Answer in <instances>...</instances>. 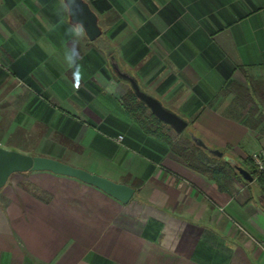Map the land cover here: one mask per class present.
<instances>
[{
  "label": "crops",
  "instance_id": "obj_1",
  "mask_svg": "<svg viewBox=\"0 0 264 264\" xmlns=\"http://www.w3.org/2000/svg\"><path fill=\"white\" fill-rule=\"evenodd\" d=\"M84 1L93 6L101 34L93 40L86 34L80 40V86H73L71 70L63 64V49L70 43L65 28L71 17L65 15L61 21L56 16L59 0H36L41 8H51L48 16L33 14L25 6L21 13L26 19L14 20L6 34L8 45L0 51L5 57L1 68L9 72L4 102L13 106L11 110L18 106L19 116L30 123L36 120L68 134L84 152L92 151L90 157L71 158L72 165L128 183L136 191L123 203L91 184L48 171L37 172L63 178H9L0 187V264H264V193L256 176L253 181L234 176L227 189H220L208 174L186 164L126 115L119 88L118 94L106 91L115 81L107 54L97 53V38L104 32L100 16L114 2ZM240 1L246 11L228 26L232 45L215 46L217 72L206 82L208 57L201 54L202 44L187 42L183 31L172 32L173 20L166 10L157 15L149 9V16H141L149 32L143 44L154 47L156 61L134 74L141 86L190 120L193 131L210 147L248 169L242 161L264 148V105H258L263 116L255 112L251 123L246 122L230 113L234 94L222 89L231 79L247 86V72L253 77L264 74V0ZM30 19L37 21L25 24ZM58 24L62 27L56 30ZM143 39L131 40L127 49L120 42L115 46L124 65L133 68L129 53H135ZM198 53L202 56L195 61L192 55ZM161 58L171 69L157 80ZM67 97L71 113L51 107L59 118L53 123L45 119L44 103ZM120 134L123 140L118 142L115 137ZM11 148L31 154L29 148Z\"/></svg>",
  "mask_w": 264,
  "mask_h": 264
},
{
  "label": "rangeland",
  "instance_id": "obj_2",
  "mask_svg": "<svg viewBox=\"0 0 264 264\" xmlns=\"http://www.w3.org/2000/svg\"><path fill=\"white\" fill-rule=\"evenodd\" d=\"M33 0H21L12 4L10 0H0V51L4 53L5 45H8L7 42V31L10 30L12 25H14V20L16 18H20V21L26 16L21 13L24 10V7L27 6L30 10L33 11V14L39 15L41 17L48 16V12L51 8L42 7L37 4V2ZM114 2L112 9H108L105 12V16H100V22L104 29L102 36L97 38V48L99 47L101 50L97 51L99 55L107 54V64L109 66L110 55L109 53L112 50L115 52V55L120 67L127 69L131 73L134 74L136 69H145L151 67L155 64V49L153 46L147 44L146 46L143 44L145 42V38L148 36L149 32L144 27L143 24L140 23L141 16H149L152 12L150 10L156 11L157 15H163L166 13L171 16L173 20L172 32L183 31L185 33L187 42H200L204 48V51L201 53L204 54V58L208 57L207 65L204 68L203 74V82L207 81V76L215 75L217 72V64H218V56L215 52V46L218 43L230 44L232 45V37H231V29L228 27L232 21L239 19L246 11V6H244L240 0H112ZM93 8V6H91ZM150 9V10H149ZM33 18V17H31ZM33 19L25 20V24L34 23L31 22ZM22 23V22H21ZM108 25H112V27H108ZM61 25H57V29H61ZM112 28V29H111ZM114 30L113 32H111ZM118 31L117 35L111 39V34ZM111 32V33H110ZM143 37L142 42H139L138 46L135 47V53L132 54V64L133 68H129L124 65L118 56L115 46H119L120 43L125 44V48L129 45L132 40V43L135 42V38ZM185 39V40H186ZM7 42V43H6ZM46 43V40H44ZM120 42V43H119ZM40 43V42H39ZM43 43V42H42ZM44 47V44H42ZM127 49V48H126ZM125 49V50H126ZM98 50V49H95ZM200 53L193 54L195 61L199 60L202 56ZM3 58L5 60L4 55L0 57V68H4ZM192 58V57H191ZM159 65L161 66V71L157 74L156 79H162L166 73L171 69V64L168 60L161 58ZM2 70L0 74V144L6 148L11 147H19V148H29L31 149V154H35L36 151H48L50 152V157L57 158L64 162L71 164V158L77 157H90L92 151L89 149L86 152L83 151L82 146L71 139L68 134H63L61 131H58L53 128H49L47 125L38 123L36 120L34 123H30L28 119H25L19 116L21 111L11 110L13 106H8L7 103L4 102L6 96V90H9V87H6L5 78H7L6 82L9 80V72L5 69ZM246 72V71H245ZM213 75V76H214ZM248 79H253L254 86L258 89V92L254 93L252 101L245 102L249 106L243 109L244 112L250 113L249 107L252 105L256 112L255 114L262 115L260 109L257 107V101H259L260 96H264V93L261 91V87L259 88L260 80L264 83V74L257 75L253 77L250 73L245 74ZM71 76V74H70ZM137 78V76L135 75ZM114 78V77H113ZM138 79V78H137ZM258 79V80H255ZM116 82H118L119 90L124 94L126 89L130 87V85L126 82L118 81L114 78ZM139 81V80H138ZM16 83V81H15ZM140 83V82H139ZM141 85V84H140ZM145 91L152 94L151 90H148L145 86H141ZM263 88V87H262ZM232 93L234 94L233 98L236 96V91L231 87L229 91H224V93ZM160 99V98H158ZM161 100V99H160ZM162 101V100H161ZM249 102V103H248ZM167 108L173 109V105H166ZM234 104V103H233ZM244 104V103H243ZM261 104V103H260ZM259 104V105H260ZM261 105H264L262 102ZM239 106V105H238ZM51 107H63L66 112L71 113V97H67L66 99H59L55 101L54 98H49L48 102L43 105V116L45 119L51 120L50 123H53L55 120L57 121L59 118L58 111H53ZM251 107V108H252ZM240 108V106H239ZM259 109V110H258ZM86 110V109H85ZM40 111L42 108L40 107ZM68 112V113H69ZM179 115L182 114L178 111ZM33 113V112H32ZM36 112H34L35 114ZM38 113V112H37ZM42 113V112H40ZM25 114V113H24ZM25 116V115H24ZM21 117V118H20ZM185 118V117H184ZM32 120V118H31ZM30 120V121H31ZM188 120V119H187ZM29 124V125H27ZM52 126V125H51ZM169 133L175 138H183L181 134L177 133L173 129H168ZM183 134H195L196 133L192 129V122L189 120L188 126L185 129ZM101 136L106 139L107 135L104 132L101 133ZM22 151V150H20ZM204 156L207 157V160L211 164L220 163V161L213 159L210 157L212 153L209 151H203ZM223 159H225L223 157ZM245 160L253 163L251 157H246L242 162L246 163ZM229 161L232 162L231 159ZM238 162V161H235ZM233 163V162H232ZM254 164V163H253ZM235 177L243 180V177H239L238 175H234ZM233 176V177H234ZM10 178L12 180H18L19 178H63L57 177L53 175H48L46 173L37 172V171H27L13 174ZM257 184L258 181H256ZM253 189L254 186H252ZM256 191V190H255ZM254 191V192H255ZM262 191V190H261Z\"/></svg>",
  "mask_w": 264,
  "mask_h": 264
},
{
  "label": "water",
  "instance_id": "obj_3",
  "mask_svg": "<svg viewBox=\"0 0 264 264\" xmlns=\"http://www.w3.org/2000/svg\"><path fill=\"white\" fill-rule=\"evenodd\" d=\"M71 19L83 21L86 34L90 39L93 40L101 34L97 16L84 0L81 2L77 14L71 16ZM110 64L114 72L130 84L136 96L146 104L160 121L179 134L187 128L188 120L177 112L167 108L156 96L145 91L135 75L120 67L113 54L110 55ZM192 139L210 153L219 157L223 156L222 150L210 147L201 137L192 134ZM235 166L245 180L253 181L254 177L248 169L239 164H235ZM27 171H48L57 175L79 179L103 190L123 203H128L136 191V188L128 183L115 181L104 175L69 164L57 158L41 154H30L17 149L6 148L0 144V187H3L14 173Z\"/></svg>",
  "mask_w": 264,
  "mask_h": 264
},
{
  "label": "trees",
  "instance_id": "obj_4",
  "mask_svg": "<svg viewBox=\"0 0 264 264\" xmlns=\"http://www.w3.org/2000/svg\"><path fill=\"white\" fill-rule=\"evenodd\" d=\"M114 54L115 52L112 50L109 54ZM109 66L111 69V72L118 81L126 82V80L121 79L112 69L111 64L109 62ZM242 68L241 65H237ZM123 70L128 71L127 69L123 68ZM130 72V71H129ZM133 74V73H132ZM129 84V83H128ZM130 85V84H129ZM233 88L237 93L233 100V105L231 109H229L230 113L234 115L235 117L239 119H243L246 122L251 123V117L254 115V107L250 105L249 112L246 116L243 112V109L246 107L247 101H252L254 93L258 92V89L254 86L253 79H248V85L244 86L234 80H228L222 89L224 91H229L230 88ZM120 102L125 110L126 115L135 121L141 130L146 133L149 136H152L161 142L165 143L171 152H173L175 155L179 156L186 164L189 166L208 174L211 178L215 180L217 185L220 189H227L228 181L232 179L234 175H238L241 177L242 175L239 173L238 169L235 166V163H232L231 161L227 159H223L222 157L216 156L214 154H211L210 157H212L215 160L220 161V163L217 164H211L209 160H207V157L204 156L203 151H208L205 148L198 145L194 140L192 139V134H183L184 131L181 134L183 138H175L170 133L169 130L166 129H172L168 125L164 124L162 121H160L146 106V104L141 101L131 88V86L126 89L124 94L120 98ZM264 102V96H260L259 101L256 103L259 105ZM244 103V104H243ZM249 103V102H248ZM240 106V110H237V107ZM257 105V107H258ZM249 104L247 105V107ZM252 107V108H251ZM245 116V118H244ZM262 117L258 119V121H261ZM178 135V133H177ZM247 163L248 170L253 176H256V181H258L259 185L261 186V189L264 193V177L262 174H260L256 168V166L250 161L245 160ZM243 177V176H242Z\"/></svg>",
  "mask_w": 264,
  "mask_h": 264
},
{
  "label": "clouds",
  "instance_id": "obj_5",
  "mask_svg": "<svg viewBox=\"0 0 264 264\" xmlns=\"http://www.w3.org/2000/svg\"><path fill=\"white\" fill-rule=\"evenodd\" d=\"M82 0H59L55 8L56 16L63 21L65 15L71 17L77 14ZM65 35L70 39V43L63 49V64L66 69L71 70L73 86L79 87L83 80V69L80 61L83 59L79 43L86 35L84 23L81 20H72L65 28ZM118 85L111 81L106 86V91L110 94L117 93Z\"/></svg>",
  "mask_w": 264,
  "mask_h": 264
},
{
  "label": "built area",
  "instance_id": "obj_6",
  "mask_svg": "<svg viewBox=\"0 0 264 264\" xmlns=\"http://www.w3.org/2000/svg\"><path fill=\"white\" fill-rule=\"evenodd\" d=\"M118 142L123 140V135H118L115 137ZM254 165L256 166L258 172L264 177V148L253 151L250 155ZM264 251V248H263Z\"/></svg>",
  "mask_w": 264,
  "mask_h": 264
}]
</instances>
